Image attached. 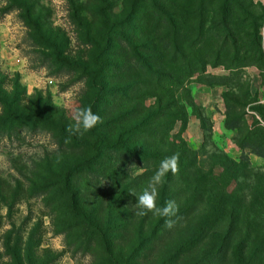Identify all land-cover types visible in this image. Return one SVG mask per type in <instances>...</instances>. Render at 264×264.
<instances>
[{"label": "rangeland", "instance_id": "374dc122", "mask_svg": "<svg viewBox=\"0 0 264 264\" xmlns=\"http://www.w3.org/2000/svg\"><path fill=\"white\" fill-rule=\"evenodd\" d=\"M253 1L263 16L264 49V0ZM134 3L0 0V264H264V145L253 148L257 139H250L240 146L260 118L256 109L264 108V66L230 72L206 64L190 78V89L180 92L188 117L176 122L178 138L172 132L161 146L145 137L134 140L148 153L160 149L181 158L157 185V206L174 201V216L138 214L135 195L157 168L117 153L95 160L92 174L75 177L70 195L79 213L70 209L67 222L59 214L62 204H49L44 185L93 158L95 135L119 144L123 131L145 112H134L140 108L134 110L131 101L148 88H130L138 81L130 50L112 49L120 44L117 32L137 40L129 27L122 28ZM180 3L190 13L195 0ZM195 33V22L187 20L185 45ZM92 75L106 86L96 105ZM218 76L225 82L214 86ZM145 102L149 110L155 98ZM235 102L244 107L237 109ZM81 108H90L99 122L87 132L70 133ZM238 110L246 125L240 126ZM131 141L126 145L134 146ZM118 159L126 175L119 172L111 182L104 168Z\"/></svg>", "mask_w": 264, "mask_h": 264}, {"label": "trees", "instance_id": "16d2710c", "mask_svg": "<svg viewBox=\"0 0 264 264\" xmlns=\"http://www.w3.org/2000/svg\"><path fill=\"white\" fill-rule=\"evenodd\" d=\"M182 1L187 0H135L129 12V21L124 22L122 28L129 27L137 36V40L125 37L121 32L115 34V36L118 34L115 39L118 38L120 44L113 46L112 49L116 47L129 49L130 59L137 69L138 81L130 88L136 90V84L148 88V91H141L131 99L134 110L140 108L137 111L133 110L134 112H145L131 127L123 131L119 144H107L103 137L95 135L93 145L90 147L94 152L93 158L76 163L61 174H55L54 179L44 185V192H50L49 204L53 201L62 204L59 207L62 210L59 214L65 222L71 219L72 210L79 213L78 206L71 203L70 189L73 181L76 176L92 174L95 171L92 167L95 160L100 161L109 153H117L119 159L120 156L134 157V160L143 164L144 168L155 169L162 160L173 156L163 149V153L158 151L160 149L148 153L134 144V140L144 141L140 138L145 137L146 143L151 145L158 143V146H161L163 139L168 138L175 130L177 121L186 122L187 104L181 102L180 92L190 89L187 84L196 71L200 68L204 70L206 64L213 67L223 66L230 72L242 71L251 65L264 66V49L260 34L263 16L257 13L256 7L260 4L253 0H195L189 13L187 9L179 6ZM167 3L172 5L167 7ZM187 20L195 22L196 33L193 34L191 43L185 45L181 33ZM101 56L102 51L95 55L97 63H101ZM220 78L216 77L212 84L222 85L225 81H221ZM98 80L97 75H92L90 79V85L95 90L94 105L99 103L106 87ZM118 92H122L121 101L125 102L126 89H118ZM148 97L155 98V103L149 110L145 105ZM223 97L225 101L231 100L229 92H224ZM235 105L239 110L244 107L236 102ZM239 110L237 120L240 126L246 125L245 118ZM256 110L260 118L253 120L240 146H244L250 139H257L258 145H254L253 148L264 145V126L260 122L261 120L264 123V108ZM11 119L14 118L8 117L5 121ZM226 123L228 124L229 120ZM240 129L242 130L241 127ZM172 136L178 138L177 133L173 132ZM131 140L134 146L126 145L127 142H132ZM177 157V164H180L181 158ZM189 158V165L192 166L195 161L192 157ZM119 159L104 168L108 169L106 178L111 182L118 179L119 172L126 175L124 164ZM58 210L53 207L55 213ZM89 226L93 228L95 225L90 222Z\"/></svg>", "mask_w": 264, "mask_h": 264}, {"label": "clouds", "instance_id": "9594fccd", "mask_svg": "<svg viewBox=\"0 0 264 264\" xmlns=\"http://www.w3.org/2000/svg\"><path fill=\"white\" fill-rule=\"evenodd\" d=\"M73 123L69 126L70 133H83L91 130L98 122L99 117L92 112L90 108H81L75 111ZM178 157L173 155L167 157L160 162L159 167L149 180L148 187L139 195H135V207L139 209V215H144L146 212H152L161 217H172L176 214L177 206L174 201H166L164 205L157 206V185L161 183L162 177L169 171H176ZM168 227H171L169 220L165 221Z\"/></svg>", "mask_w": 264, "mask_h": 264}]
</instances>
